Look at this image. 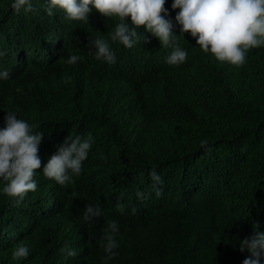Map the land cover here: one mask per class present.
<instances>
[{"label": "trees", "instance_id": "16d2710c", "mask_svg": "<svg viewBox=\"0 0 264 264\" xmlns=\"http://www.w3.org/2000/svg\"><path fill=\"white\" fill-rule=\"evenodd\" d=\"M30 2L36 13L15 14L12 0H0V51L7 53L0 71L10 73L0 80V128L8 111H18L42 132V165L37 190L19 205L0 181V264H242L249 253L239 251L240 240L255 224L264 233V46L251 49L242 67L220 63L180 33L179 9L166 0L165 18L188 52L185 63L170 66L172 49L150 33L149 42L126 48L110 40L117 21L95 9L88 22L70 21L62 11L48 16L46 0ZM95 38L108 40L115 64L94 58ZM70 55L83 59L70 65ZM89 132L95 143L74 183L46 178L43 165L56 146ZM154 167L160 197L150 189ZM138 190L151 194L140 201ZM89 204L103 214L86 223ZM111 220L118 254L105 261L99 241ZM21 243L30 255L14 261ZM65 245L77 255L66 257Z\"/></svg>", "mask_w": 264, "mask_h": 264}, {"label": "clouds", "instance_id": "9594fccd", "mask_svg": "<svg viewBox=\"0 0 264 264\" xmlns=\"http://www.w3.org/2000/svg\"><path fill=\"white\" fill-rule=\"evenodd\" d=\"M166 0H46L45 11L52 16L55 11H62L65 19L70 21H89V14L95 9L106 19L117 21L114 31L110 34L112 42L119 43L126 48H132L137 43L149 42L145 33L156 37L164 48H171L166 63L170 66H179L186 62L188 52L179 47L176 35L173 32V23L166 19ZM15 14L22 11L25 14L36 13L30 0H12L10 5ZM172 9H179L175 16L176 22L181 25L180 33H190L196 39V45L205 54H212L220 63H229L232 66L242 67L247 63V54L251 49L264 46V0H173ZM130 18V22H129ZM143 27L144 31H138ZM141 33L143 39L141 40ZM94 47V58L97 61L115 64L117 57L108 40L95 38L90 40ZM6 51H0V57ZM83 57L70 55L67 63L72 65ZM8 70L0 71V80H8ZM71 78L65 80L69 83ZM18 111H8L5 116V126L0 128V181H3L2 193L19 205L29 192L37 190L34 179L37 170L41 169L42 161L39 156V145L43 133L35 130L34 125L24 119L17 118ZM95 138L89 132L86 136L69 135L62 144L56 146L47 163L43 165V175L65 186L74 183L73 177L82 173L83 162L88 158ZM200 146L211 151L207 139L200 141ZM152 184L151 191L157 197L163 193V180L152 168L149 173ZM150 191H137L136 198L147 200ZM116 211L124 214L125 206L117 203ZM136 208H132V213ZM102 209L97 205H87L83 221L92 222L102 216ZM73 230L80 226L71 223ZM254 234L240 240L239 251L247 250L249 256L242 264H262L264 258V233L258 230V224L253 225ZM119 232L118 222L107 221V227L99 246L103 248L105 261L113 259L119 247L115 239ZM84 231L77 234L79 238ZM66 257H75V249L65 245L60 249ZM30 249L21 243L11 252L14 261L27 259Z\"/></svg>", "mask_w": 264, "mask_h": 264}]
</instances>
